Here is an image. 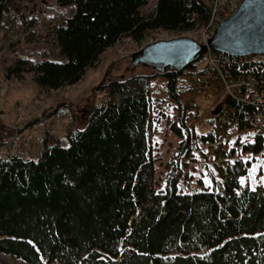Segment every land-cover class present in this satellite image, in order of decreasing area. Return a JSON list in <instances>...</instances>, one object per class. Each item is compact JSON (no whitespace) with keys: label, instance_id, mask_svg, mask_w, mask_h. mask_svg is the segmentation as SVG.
Here are the masks:
<instances>
[{"label":"trees","instance_id":"trees-1","mask_svg":"<svg viewBox=\"0 0 264 264\" xmlns=\"http://www.w3.org/2000/svg\"><path fill=\"white\" fill-rule=\"evenodd\" d=\"M71 1L73 13L54 30L64 59L17 60L8 66V77L27 70L41 89H57L78 81L120 37L141 41L157 29L203 27L212 11L205 0H156L148 15L142 13L146 0ZM3 10L0 4V19ZM186 70H210L221 83L207 63L197 69L194 61ZM186 70L110 78L102 85L107 98L94 105L83 128L68 131V144H45L36 159L0 155V252L28 264H264V183L251 188L239 181L248 159L230 158L234 148L215 152L222 181L207 167L210 188L179 189L191 140L221 138L215 126L199 134L185 126L190 104L175 87ZM222 72L258 76L264 55L231 57ZM156 75L167 79L168 93L179 104L177 122L170 126L181 137L160 188L151 147L149 86ZM222 103L224 129L253 126L246 118L252 104L229 94ZM241 148L254 154L264 149V126ZM202 247L207 253L196 252Z\"/></svg>","mask_w":264,"mask_h":264},{"label":"rangeland","instance_id":"rangeland-1","mask_svg":"<svg viewBox=\"0 0 264 264\" xmlns=\"http://www.w3.org/2000/svg\"><path fill=\"white\" fill-rule=\"evenodd\" d=\"M211 8L227 0H205ZM0 19V155L11 153L36 159L45 144L59 140L68 144L67 133L83 128L95 104L107 98L102 85L113 77L129 74L130 55L144 44L179 36L192 37L199 33L195 29L166 32L150 31L144 40L136 41L129 36L120 37L115 44L106 48L97 62L88 66L82 77L74 83H66L57 89L43 90L32 81V74L23 70L20 77L6 75L7 68L17 60H63L54 42V30L70 17L75 9L71 0H3ZM156 0H146L142 7L144 15L151 14ZM203 30V29H202ZM254 56V55H251ZM206 61H195V67L202 69ZM183 69V71H185ZM149 66L138 65L133 73H150ZM152 97V117L154 129L151 133V147L155 165V183L162 187L166 176V164L170 157L178 153L181 139L170 126L177 122L179 104L167 90V79L156 75L150 80ZM175 90L180 99L190 104L186 110V127L192 134L210 131L215 126L221 138L215 142L191 140L190 156L186 159L183 175L179 181L181 191H195L210 188L207 167L213 169L215 152L234 148L230 158L242 157L249 160L247 172L239 176L242 185L256 188L264 183V149L251 153L241 148L242 143L253 140L256 127L239 128L232 124L223 128L225 109L222 100L226 95L216 75L207 73H185L177 78ZM217 106V107H216ZM216 107V111L213 112ZM216 155V154H215ZM223 159V158H222ZM220 159H217L218 161ZM202 247L197 253L205 254ZM1 264H28L24 260L0 252Z\"/></svg>","mask_w":264,"mask_h":264},{"label":"water","instance_id":"water-1","mask_svg":"<svg viewBox=\"0 0 264 264\" xmlns=\"http://www.w3.org/2000/svg\"><path fill=\"white\" fill-rule=\"evenodd\" d=\"M207 49L231 57L264 55V0H243L233 14L218 23L206 43L189 36L147 43L130 55V71L132 73L138 65L149 66L158 73L182 71L201 59Z\"/></svg>","mask_w":264,"mask_h":264},{"label":"built area","instance_id":"built-area-1","mask_svg":"<svg viewBox=\"0 0 264 264\" xmlns=\"http://www.w3.org/2000/svg\"><path fill=\"white\" fill-rule=\"evenodd\" d=\"M242 1L227 0L221 5L214 4L208 23L202 27L203 30L201 29L199 33L193 34L192 38L199 43H206L218 23L233 14ZM203 58L209 67L219 72L225 94L232 95L253 105L251 114L246 117L253 124L252 127L264 126V72H260L258 76L250 72L238 77L226 76L222 72V68L230 64L231 56L207 49Z\"/></svg>","mask_w":264,"mask_h":264}]
</instances>
